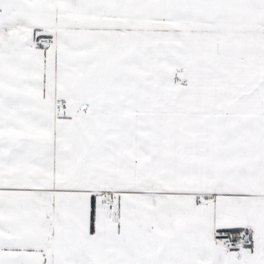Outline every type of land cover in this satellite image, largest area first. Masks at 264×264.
<instances>
[{
  "label": "snow or ice",
  "instance_id": "obj_1",
  "mask_svg": "<svg viewBox=\"0 0 264 264\" xmlns=\"http://www.w3.org/2000/svg\"><path fill=\"white\" fill-rule=\"evenodd\" d=\"M0 264H264V0H0Z\"/></svg>",
  "mask_w": 264,
  "mask_h": 264
}]
</instances>
